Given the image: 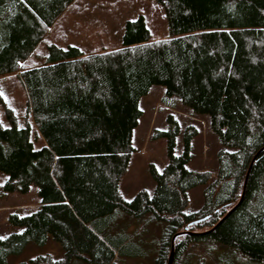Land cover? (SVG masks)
Segmentation results:
<instances>
[{
  "label": "trees",
  "instance_id": "obj_1",
  "mask_svg": "<svg viewBox=\"0 0 264 264\" xmlns=\"http://www.w3.org/2000/svg\"><path fill=\"white\" fill-rule=\"evenodd\" d=\"M73 1L0 0V77L19 71L27 95L22 119L12 108L6 124L0 118V190L34 186L40 198L31 213L9 215L22 230L0 239V264L49 238L63 257L46 264H125L145 250L117 231V221L147 213L164 223L154 264H167L172 246L176 264L189 244L205 240L264 261V0H157L170 37L152 39L140 15L125 21L117 49L85 53L50 43L47 64L21 67ZM153 85L208 115L223 147L214 179L187 168L197 131L186 128L175 154L181 128L167 115V128L152 134L167 140L166 165H150L154 190L126 200L119 181L134 151L139 100ZM198 185L203 204L186 212L188 190Z\"/></svg>",
  "mask_w": 264,
  "mask_h": 264
},
{
  "label": "rangeland",
  "instance_id": "obj_2",
  "mask_svg": "<svg viewBox=\"0 0 264 264\" xmlns=\"http://www.w3.org/2000/svg\"><path fill=\"white\" fill-rule=\"evenodd\" d=\"M140 15L144 17L152 39L171 36L164 10L157 0H74L47 29L43 40L20 66L33 68L47 64L50 43L63 48L75 45L85 53L117 49L122 44L125 21ZM19 75L18 71L0 77V118L4 124L6 108L14 109L20 119L26 113L27 95ZM139 107L142 114L131 138L134 151L130 155L127 171L119 181L120 193L126 200H130L140 189H146L152 194L155 183L150 174V165L161 171L167 163L166 138H153L152 134L155 130L167 128L169 114L178 120L181 128L176 138L175 154H180L183 150L186 128L191 126L196 129L197 132L191 139V157L187 168L207 171L211 180L214 179L217 153L223 146L210 127L208 115L192 114L175 97H167L164 87L160 85H153L140 98ZM31 137L36 148L43 145L42 138L35 135L34 128ZM4 179L5 175L0 172V185ZM204 187L198 185L188 190L189 204L186 212H195L201 208ZM39 203L40 198L34 186L27 193H5L0 190V237L22 230L10 225L8 217L11 213L29 214ZM163 229L164 223L153 218L152 213L119 219L117 231H125L145 250V257L129 259L125 264H154L157 241ZM62 257L61 246L49 238L43 245L28 242L19 254L9 256L6 264H46V260L54 261ZM69 264L86 263L73 259ZM176 264H264V261H250L231 246L205 240L189 244Z\"/></svg>",
  "mask_w": 264,
  "mask_h": 264
},
{
  "label": "water",
  "instance_id": "obj_3",
  "mask_svg": "<svg viewBox=\"0 0 264 264\" xmlns=\"http://www.w3.org/2000/svg\"><path fill=\"white\" fill-rule=\"evenodd\" d=\"M173 258H174V250H173V246H172L170 249L169 256H168L167 264H172Z\"/></svg>",
  "mask_w": 264,
  "mask_h": 264
},
{
  "label": "snow or ice",
  "instance_id": "obj_4",
  "mask_svg": "<svg viewBox=\"0 0 264 264\" xmlns=\"http://www.w3.org/2000/svg\"><path fill=\"white\" fill-rule=\"evenodd\" d=\"M0 239H5V237H0Z\"/></svg>",
  "mask_w": 264,
  "mask_h": 264
}]
</instances>
